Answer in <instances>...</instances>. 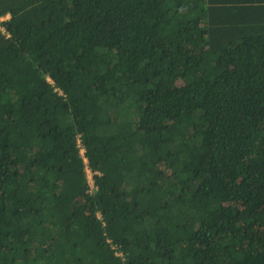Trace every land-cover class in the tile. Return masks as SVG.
I'll return each mask as SVG.
<instances>
[{
  "label": "trees",
  "instance_id": "trees-1",
  "mask_svg": "<svg viewBox=\"0 0 264 264\" xmlns=\"http://www.w3.org/2000/svg\"><path fill=\"white\" fill-rule=\"evenodd\" d=\"M2 18L0 264H264V0Z\"/></svg>",
  "mask_w": 264,
  "mask_h": 264
},
{
  "label": "built area",
  "instance_id": "built-area-1",
  "mask_svg": "<svg viewBox=\"0 0 264 264\" xmlns=\"http://www.w3.org/2000/svg\"><path fill=\"white\" fill-rule=\"evenodd\" d=\"M6 18H2L0 21H4ZM0 31L1 32H3V28L2 27H0ZM81 154H82V151H81ZM83 161H84V163H86V160L83 158ZM86 173H87V170H86ZM90 173V172H89ZM91 174V173H90ZM88 178V177H87ZM91 179H92V175H91ZM88 184H89V187H90V189L92 190L93 189V183H92V180H91V182H89V180H88Z\"/></svg>",
  "mask_w": 264,
  "mask_h": 264
},
{
  "label": "rangeland",
  "instance_id": "rangeland-1",
  "mask_svg": "<svg viewBox=\"0 0 264 264\" xmlns=\"http://www.w3.org/2000/svg\"><path fill=\"white\" fill-rule=\"evenodd\" d=\"M87 177H88V180H89V182H91V174L89 173V171L87 170Z\"/></svg>",
  "mask_w": 264,
  "mask_h": 264
}]
</instances>
